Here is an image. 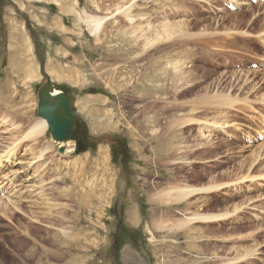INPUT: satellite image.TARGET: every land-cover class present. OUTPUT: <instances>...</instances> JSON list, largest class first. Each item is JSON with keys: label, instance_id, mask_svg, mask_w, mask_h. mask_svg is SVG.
Returning <instances> with one entry per match:
<instances>
[{"label": "rangeland", "instance_id": "rangeland-1", "mask_svg": "<svg viewBox=\"0 0 264 264\" xmlns=\"http://www.w3.org/2000/svg\"><path fill=\"white\" fill-rule=\"evenodd\" d=\"M133 1L0 0V264L33 248L40 264H264V2ZM85 13L107 18L99 39ZM165 20L188 29L157 41ZM47 82L85 127L70 153L50 131L23 140ZM214 95L237 102L203 103ZM212 182L186 205L157 200ZM197 208L237 212L171 227Z\"/></svg>", "mask_w": 264, "mask_h": 264}, {"label": "bare ground", "instance_id": "bare-ground-1", "mask_svg": "<svg viewBox=\"0 0 264 264\" xmlns=\"http://www.w3.org/2000/svg\"><path fill=\"white\" fill-rule=\"evenodd\" d=\"M135 1V0H134ZM133 1V2H134ZM261 2V1H260ZM259 2V3H260ZM264 2V0L261 2V3H263ZM134 5V4H133ZM136 6V5H135ZM64 9H65V7H63ZM122 8V7H121ZM121 8H119V9H117V10H120ZM124 13V12H123ZM126 17H128V19L131 21V22H133V20L130 18V16H132L131 15V12L128 10L125 14H124ZM185 20V19H184ZM183 20V21H184ZM108 20H107V18L106 17H100V16H93V15H89V14H87V13H85V14H83L82 16H81V23H83L85 26H86V28H87V30L90 32V34L92 35V36H94V37H96V39L98 38L99 39V37H100V35H101V32L103 31V29H104V26H105V23L107 22ZM184 23V22H183ZM163 24V23H162ZM148 25H150V24H148ZM189 25V24H188ZM150 27V26H149ZM162 27H163V29H162V31H158L159 32V34L157 35V37L155 36V38L154 39H156L157 38V41H160V40H162V39H164V38H169V40L171 39V38H173L174 36H176V34H178V33H185L186 31H187V24H178V23H172V22H169V23H166V20H165V24H163L162 25ZM161 27V28H162ZM153 28H156V27H153ZM136 29V28H135ZM157 29V28H156ZM155 29V30H156ZM159 30V29H158ZM158 32H156V33H158ZM155 33V34H156ZM246 33V32H245ZM145 36V35H144ZM166 36V37H165ZM142 37H143V34H142ZM178 37V36H177ZM144 38V37H143ZM176 38V37H175ZM150 41L151 40H147V42L146 43H150ZM155 41V40H154ZM157 41H156V43H157ZM166 42H167V39H166ZM148 45V44H147ZM144 46V45H143ZM142 46V47H143ZM150 46H152V45H150ZM142 47H141V49H142ZM145 47V46H144ZM146 49V48H145ZM148 49V48H147ZM145 51V50H144ZM181 54H183V53H181ZM179 55V54H178ZM184 56V55H183ZM182 56V57H183ZM180 57V56H179ZM147 58V57H146ZM181 59H183V58H181ZM151 62V61H150ZM190 62V61H189ZM154 63V62H153ZM152 63V64H153ZM181 63V62H180ZM180 63H178V64H180ZM240 63V62H239ZM176 65L175 67H174V71H175V73L178 75V73L179 72H181V70L179 71V65ZM156 65V64H155ZM182 65V64H181ZM168 66V65H167ZM187 66V65H186ZM185 66V67H186ZM182 67V66H181ZM180 67V68H181ZM183 67H184V65H183ZM184 67V68H185ZM189 67V65L187 66V68ZM155 68V67H154ZM163 68V67H162ZM183 68V69H184ZM152 70V69H151ZM242 71V70H241ZM156 72V71H155ZM183 72V71H182ZM186 73V72H185ZM154 74V73H153ZM180 75V74H179ZM190 76H191V73H190ZM146 77V76H145ZM185 77V76H184ZM81 78V77H80ZM169 79V78H168ZM177 79V78H176ZM185 79H187V78H185ZM185 79H183V80H185ZM78 80V79H77ZM187 81V80H186ZM178 84V83H177ZM167 85V84H166ZM178 87V86H177ZM142 88V87H141ZM56 90V89H55ZM58 91V90H57ZM58 92H60V91H58ZM148 92V91H147ZM150 92V91H149ZM148 92V93H149ZM152 93V92H151ZM154 93V92H153ZM149 95V94H148ZM148 97V96H147ZM88 99V98H87ZM201 101H202V99H201ZM208 102H210V103H212L213 105L212 106H214V105H216V106H218V107H227L228 108V106L227 105H229V106H231V105H233V104H235L236 102H237V100L234 98V97H231L230 95H214V96H208V97H205L204 98V100H203V103H205V104H207ZM243 102V101H242ZM254 102V101H253ZM241 103V102H240ZM98 104V103H97ZM101 104V103H100ZM202 104V103H201ZM239 104V103H238ZM203 107V106H202ZM216 108V107H215ZM86 109V106L83 104L82 105V108H81V111L82 110H85ZM198 109V108H197ZM255 111V110H254ZM222 117V116H221ZM224 117V116H223ZM252 118V117H251ZM26 118H24V120H25ZM25 122V121H24ZM198 121L197 120H195V119H192V118H186V120H185V122L183 121V124L182 125H184V127H187V126H191V125H195L196 123H197ZM209 122V121H208ZM228 122V121H227ZM15 123V122H14ZM30 122H28V125L30 126L26 131V133L24 134V136H23V140L25 141V140H33L34 142H38V141H40L41 139H44V137H46V135H47V133H48V131H49V127H48V123H47V121L45 120V119H43V118H40L38 121H36V122H34V123H30ZM174 123V122H173ZM209 125V124H208ZM207 125V126H208ZM27 126V125H26ZM230 126H232V125H229V124H226V122H224V123H221V122H217V123H211L210 124V127H213V128H216V129H226V128H228V127H230ZM180 127V126H179ZM23 128V127H22ZM20 129V128H19ZM24 130V129H23ZM202 130V129H201ZM200 130V131H201ZM9 131V130H8ZM20 131V130H19ZM222 131V130H221ZM22 132V131H21ZM209 132H212L210 129H206V130H204V132H202L203 133V137L206 139V138H208L209 139V137H210V134H207V133H209ZM203 137H201L202 139H203ZM159 140V139H158ZM207 140V139H206ZM205 140V141H206ZM73 141H76V140H72V139H70V140H67V141H58L57 142V145L61 148H65L66 149V153H70V152H72L73 151V145H74V142ZM209 142V141H208ZM158 143V142H157ZM212 144V143H211ZM264 144V143H263ZM201 146V145H200ZM49 150V149H48ZM14 152L15 151H10V152H8L7 153V157H6V159H8V160H10V158H11V156H13L14 155ZM32 152V151H31ZM44 152H46V151H44L43 150V152L41 153V156L40 157H38L39 159H41L42 158V156H43V154H44ZM262 152V151H261ZM263 155V154H262ZM262 155H260V156H262ZM260 158H262V157H260ZM5 159V158H4ZM43 159V158H42ZM259 160V159H258ZM75 162V161H74ZM3 164V162H0V164ZM36 163V162H35ZM12 173V172H11ZM6 177V176H5ZM4 178V177H3ZM249 180V179H248ZM2 182V181H1ZM213 183V184H212ZM210 185H205V186H200V187H195V186H190V185H187V184H183V185H174V186H171V188L169 187V190H166V191H162V192H160L159 194H157V200L158 201H160V202H163V203H165V204H167L166 206H168V205H170V206H174V205H179V204H182V203H184V202H188L189 201V199L191 198V197H194V196H196V195H198V194H202V195H204V194H210V192H213V191H216V190H218V189H221V187L223 186V185H215L214 184V182H212ZM16 192H17V190H16ZM212 194V193H211ZM13 195V194H12ZM85 195V194H84ZM82 200H83V198H82ZM79 202H83V201H79ZM15 203V202H14ZM152 203V202H151ZM162 203V204H163ZM185 205H186V203H185ZM199 210V209H198ZM198 210L195 212V213H184L183 214V217L181 218V219H178V221H176V222H174V223H172L173 225L171 226V227H173V228H175V229H178L179 231L180 230H183V229H185V228H187V227H189L190 228V226H192L193 224H195L196 222H204V223H210V222H215V221H224V220H227V219H229V218H231V217H233V216H235L236 215V212H237V210L236 211H233L232 213H228V212H226V213H224V214H208V213H197L198 212ZM174 212V211H173ZM240 211H238V213H239ZM258 215V214H257ZM171 216V215H170ZM50 218V217H49ZM170 218V217H169ZM169 220V219H168ZM257 220V219H256ZM160 221V220H159ZM158 221V222H159ZM163 221V220H162ZM164 221H165V219H164ZM170 221V220H169ZM168 222V221H167ZM172 222V221H171ZM199 222V223H200ZM154 226H156V225H154ZM160 226V225H159ZM164 226V225H163ZM162 227V226H161ZM160 227V228H161ZM156 228V227H155ZM157 229V228H156ZM163 229H164V227H163ZM169 229V228H168ZM159 231V230H158ZM161 231H162V229H161ZM167 231V230H166ZM173 231H175V230H173ZM172 231V232H173ZM177 231V230H176ZM192 231H193V229H192ZM169 233V232H168ZM197 233V232H196ZM57 235V234H56ZM255 235V234H254ZM58 237H59V235H58ZM229 238V237H228ZM57 239V238H56ZM233 239V238H232ZM236 240V239H235ZM235 240H234V242H235ZM237 242V241H236ZM258 248V247H257ZM251 251V250H250ZM249 251V252H250ZM255 250H253V251H251V252H254ZM259 251V250H258ZM246 252L248 253V251L246 250ZM30 254L29 255H26L27 256V258L29 259H25V257H24V259H25V264H40V261H41V258L40 259H38V261H37V254H36V249L35 248H33V250L32 251H30L29 252ZM43 253L47 256V258L48 259H50V258H59L60 257V255H58V254H56L55 252H49L48 250H46V249H43ZM255 253H257V251L255 252ZM253 256H254V253L252 254ZM252 255H251V259L250 258H248V259H250V261L253 259L252 258ZM257 255V254H256ZM50 258H49V257ZM245 256V255H244ZM248 256V255H247ZM247 256H246V258H247ZM250 256V255H249ZM248 256V257H249ZM30 259H31V261L33 262V263H31L30 262ZM8 260V259H7ZM27 260L29 261V262H27ZM51 260V259H50ZM228 260V259H227ZM233 260H235V259H233ZM237 260V259H236ZM244 260V259H243ZM238 261V260H237ZM36 262V263H35ZM22 264H24V262H21ZM227 264H236L235 262H233V261H231V260H229L228 262H227Z\"/></svg>", "mask_w": 264, "mask_h": 264}, {"label": "water", "instance_id": "water-1", "mask_svg": "<svg viewBox=\"0 0 264 264\" xmlns=\"http://www.w3.org/2000/svg\"><path fill=\"white\" fill-rule=\"evenodd\" d=\"M38 96V114L47 121L53 139L81 142L85 137V127L71 107L69 96L55 90L49 82L41 87Z\"/></svg>", "mask_w": 264, "mask_h": 264}, {"label": "crops", "instance_id": "crops-1", "mask_svg": "<svg viewBox=\"0 0 264 264\" xmlns=\"http://www.w3.org/2000/svg\"><path fill=\"white\" fill-rule=\"evenodd\" d=\"M167 141H169V139H167ZM167 143H168V142H167ZM198 195L202 196V194H198ZM198 195H196V196H198ZM198 201H199V200H198ZM184 204H185V203H184ZM198 209H199V208H197V210H198ZM197 213H200L199 210H198ZM199 222H200V221H199ZM196 223H198V222H196ZM196 223H195V224H196ZM200 223H204V222H200Z\"/></svg>", "mask_w": 264, "mask_h": 264}]
</instances>
